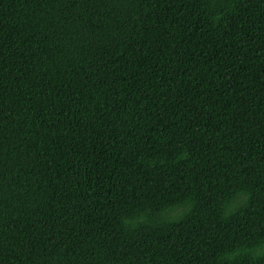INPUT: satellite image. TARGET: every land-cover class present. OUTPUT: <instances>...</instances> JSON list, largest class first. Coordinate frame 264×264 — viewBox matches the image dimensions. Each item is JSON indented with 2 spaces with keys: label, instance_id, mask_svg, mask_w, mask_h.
<instances>
[{
  "label": "trees",
  "instance_id": "1",
  "mask_svg": "<svg viewBox=\"0 0 264 264\" xmlns=\"http://www.w3.org/2000/svg\"><path fill=\"white\" fill-rule=\"evenodd\" d=\"M0 264H264V0H0Z\"/></svg>",
  "mask_w": 264,
  "mask_h": 264
}]
</instances>
